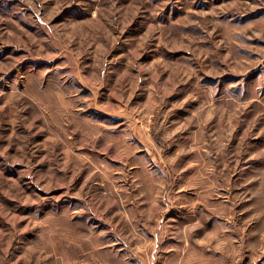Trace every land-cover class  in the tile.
Here are the masks:
<instances>
[{
    "label": "rangeland",
    "instance_id": "374dc122",
    "mask_svg": "<svg viewBox=\"0 0 264 264\" xmlns=\"http://www.w3.org/2000/svg\"><path fill=\"white\" fill-rule=\"evenodd\" d=\"M0 264H264V0H0Z\"/></svg>",
    "mask_w": 264,
    "mask_h": 264
}]
</instances>
